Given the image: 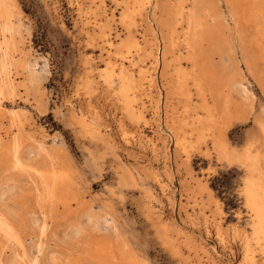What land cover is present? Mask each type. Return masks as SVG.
<instances>
[{
	"label": "rangeland",
	"instance_id": "1",
	"mask_svg": "<svg viewBox=\"0 0 264 264\" xmlns=\"http://www.w3.org/2000/svg\"><path fill=\"white\" fill-rule=\"evenodd\" d=\"M255 1L264 6V0ZM16 2L20 4L22 12L19 21H14L20 29L16 42H21L17 44L19 54L16 57L21 58L20 64L27 61L34 63V69L39 74L30 80L27 70L23 67L12 69L14 91L10 95L0 96V128L3 130L4 127L9 132L8 137L1 132L0 143L7 141L16 132L21 139L19 155L24 157L26 150L33 148L43 151V155L37 156L31 164L29 163L31 166L41 168L43 164L41 161L39 163V159L41 160V156L48 157L54 166L53 169L65 171L67 178L61 190L65 199L61 197L60 200L48 201L46 198H38L32 190L30 191L31 185L22 175L21 169L13 168L5 159V152L0 150V181L5 182L16 177L13 181L17 183H13V178L8 182L16 184V189L20 191L15 189L17 194L14 193L6 199L3 204L5 207L2 206L14 207L15 219L17 218V221H13L14 233L20 242L9 243L0 239V264H9L7 262L11 259L27 264L29 257L33 255L40 264H245L242 257L245 255L246 246L249 247L254 264H264V245L257 244L251 238V215L245 205L243 206L241 180L245 176L244 168L236 162L227 164L218 161L208 137L192 147L177 146L171 136L182 122L189 126L198 114L204 115L203 109L198 108L200 100L191 81L184 89L187 90V100L176 90L175 55L182 54V47L177 45L172 53L164 57L161 55V51L165 52L167 48V43L164 44L163 40L166 36V26L173 20L177 0H152L150 12L147 4L138 0ZM218 5H221L218 6L221 16L228 22L225 35L240 60L238 72L233 70L235 73L231 78V86L224 87L223 91L228 92L234 100H241L243 91L249 92L244 100L246 110L243 116L232 120L230 128L226 131L229 146L239 150L250 135L255 138L259 136L255 118L261 117L264 121V91L258 84L264 80V55L261 48H253L256 35L252 23L240 20L238 27H232L227 3L220 0ZM211 8L217 9L213 4ZM106 18L110 21L109 38L114 40L115 47L119 45L113 50V54L117 53L118 57H115L118 59H128L125 60V63H128H124L125 67L128 73L131 70L134 76L131 82L134 86L131 96L136 93L134 98L137 107L144 105L145 118L142 121L136 122L126 116L120 88L122 83L117 73L111 75L116 76L114 79L110 77V84H106L103 79L105 51L96 31L97 25L103 24ZM89 36L94 38L90 40ZM131 36L137 40H142L145 36L147 42L152 44L153 55L157 54V65L151 62L154 56L146 58L135 48H126L120 44L126 37ZM155 37L158 38L159 45L156 50ZM245 51L247 57L254 62V72L246 68L240 57ZM213 59L216 62L213 64L217 80H222L225 85L226 73L219 71L218 60L216 57ZM131 63L134 65H130ZM180 64L186 66L184 60H181ZM139 68L146 76L141 81V87H138ZM149 74L153 77L152 83L148 81ZM149 84L151 86H148ZM176 100L178 103L180 100V103H175ZM188 104L191 108L184 113V105ZM92 107L100 110V123H103L100 125L102 138L86 133L81 127L82 115L86 114L85 118L88 119L92 114ZM13 113L16 124L11 125ZM184 136L187 140L195 142L193 135L186 133ZM146 139L154 141L157 156L151 153V146L147 144L145 149L140 148L141 143H147ZM256 147L261 150L264 161V141L263 145L257 144ZM183 149H186V152ZM147 167L154 170L156 168L159 174L164 176H161V181L166 185L165 190L155 182L149 170H146ZM154 211L162 216L163 223L157 222L155 214L152 215ZM90 214L98 222L93 231L83 222ZM31 217H47L42 236V254L35 253L37 230L30 225ZM79 224L85 227L78 237L74 238L70 235V230ZM161 232L168 234L171 242L167 244ZM191 239H196L197 242ZM174 245L178 247L179 253H175ZM203 249H206L210 257L207 258L205 253H202ZM39 255L43 260L39 259Z\"/></svg>",
	"mask_w": 264,
	"mask_h": 264
},
{
	"label": "bare ground",
	"instance_id": "2",
	"mask_svg": "<svg viewBox=\"0 0 264 264\" xmlns=\"http://www.w3.org/2000/svg\"><path fill=\"white\" fill-rule=\"evenodd\" d=\"M89 1H91V0H89ZM224 1L227 3L228 8H229V10L227 12L229 13V16L231 18L229 20H231L233 23L232 27L237 26L240 20H245V21H249L252 23V27H253V29L255 31V35H256L255 41L253 43V48H254V46H255V49L261 48V52L264 55V6H260L255 0H224ZM138 2H140V3L144 2L145 4H147L148 10H149V8H152V5H153L152 0H138ZM219 2H220V0H177V3L175 4L174 10H173V20L171 21V23L167 24V26H166V28H167L166 36L164 37L163 41H165L164 44L167 43V48L165 47L166 48L165 52L163 50L161 51L162 57H164L167 54L172 53V50L177 45H180L183 49L182 54L179 53L180 55L179 54L175 55L176 56L175 61L177 62L175 69H174V73L176 75V80H175L176 81V85H175L176 90L178 91V93L183 94L187 100L188 99V94L186 92L187 90L184 91V89H185V85L189 81H191L190 83H192V86L195 88L197 96L199 97V100H200L197 104L198 108L200 107L204 111V115L198 114L189 126H187L185 124V122H182L178 126V128L176 129V132H174L172 130V132H174V133L171 136L173 138L174 143L177 146L178 145H185V146L190 145L192 147L195 146L196 143L202 142V140H204L205 137H208L211 141L210 147L216 153V157H217L218 161H220V162L223 161V162H226L227 164H232L233 162H236L237 164H239L240 166H242L244 168L245 176L243 177V180H241V181H243V183H241V184H243L242 185V192H243V197H244L243 206L245 205V207L247 208L248 212L251 215V228H252L251 238L257 244L261 243L264 245V161L262 158L263 154L261 153V150L258 148L259 146L256 147L257 144H259L260 146L263 145L264 121H262L261 117L255 118V123L257 124L258 133H259V136L257 138L251 137L252 135H250L248 137L247 141L240 147L239 150H237L233 146H229V142L226 139V131L228 128H230V124H231L232 120L235 121V119H239L243 116V114H244L243 112L246 110L244 100L247 98V93H249V92L243 91L242 90L243 87H242L241 90L244 92V95L241 94V97H242L241 100L240 99L234 100L231 98V96L228 92L223 91L224 87H227V86L229 87V85L232 84L231 78L233 77L232 75H234V73L236 71L238 72V69H239L238 63L240 62V60H239L238 56H236V51H234L233 47L230 46L229 42H231V41L228 42V39L225 35L228 22H226V19H223V17L221 16V12L218 10V8L222 5L221 4L219 6L218 5ZM17 3L18 2H16V0H0V96L2 94H7V95L9 94L10 95L14 91V88H15L14 82H13L14 79L12 78V76H13L12 71L14 70L13 68L19 67V66L23 67L25 70H27L30 80L33 79V77L36 74H39V72H37L34 69V65H35L34 63L27 61V63L25 62V64H20L19 61H21L20 60L21 58L16 57L17 54H19V52L17 50L18 49L17 44L21 43V42H19V41L16 42L17 35H19L20 29L18 28L19 26L14 21L15 20L19 21V17L22 14V12L20 10L21 8H19L20 4L18 5ZM98 3L100 4V2H97V4ZM212 4L217 9L211 8ZM78 5L80 6L79 3H78ZM120 8H121V6H120ZM80 11L81 10H79V12ZM144 12H143V15H144ZM149 12H150V10H149ZM103 14H104V12H103ZM111 14H113V13H111ZM94 15H95V13H94ZM84 16H85V14H84ZM110 17H113V16H110ZM103 18H105V17H103ZM106 19L104 22H102L103 24L97 25V31H96V32H98L97 37H99V41L101 43L102 49H104V51H105V53H104L105 54L104 55L105 56V59H104L105 67L103 68V71H104L103 72L104 73L103 79L107 84L110 77H113L111 75L114 72L117 73V75L121 81L120 83H122V87H120V88L122 89L121 92L123 95L122 96L123 99L122 98L121 99L123 100V102H122L123 103V110H124L126 116L130 117L132 120H134L136 122L142 121L145 118L144 114H143L144 105L137 107L136 103H135V98H134V95L136 93L133 96H131L132 91H133V87H134L131 85V82H132V78L134 76L132 75L131 70L129 71L130 73H128V70L125 67V64H128V63H125V60L127 58L122 59V57L120 56L121 58L118 59L115 57V56L118 57L117 53L113 54V50H116V48H118L119 45L115 47L114 42H113L114 40L112 41V39L109 38L108 33L110 31V26H109L110 21L108 19L107 20ZM122 19H123V16H122ZM87 20H90V19L87 18ZM147 23H150V22H147ZM88 25H89V23H88ZM149 26H150V24H149ZM232 27H229V28H232ZM152 29H153V27H152ZM154 29H155V27H154ZM93 31H94V29L91 32H93ZM85 32L87 33V31H85ZM131 32H133V31H131ZM153 32H155V31H153ZM87 34H89V33H87ZM87 34H86V36H87ZM92 34H94V33H92ZM120 35H122V34H120ZM93 36L92 37L89 36L90 40H92L94 38ZM126 38L127 39L122 41L120 44H123V46L126 48H135L136 50L141 52L144 56H146V58L149 56H154V60L151 62H153L155 65H157V63L159 61L157 58V54L153 55L152 47H151L152 44L150 42H147L145 36H143L142 40H137L135 37H132V36H131V38H129V37H126ZM157 39L155 37V40H154V46H155L154 49L155 50L158 49V46H159L157 44ZM87 44H89V43H87ZM90 44H91V42H90ZM164 44L162 45L163 47L165 46ZM249 48H250V46H249ZM250 50H252V48H250ZM20 52H22V54H23L22 49ZM141 53H139V54H141ZM174 54H176V53H174ZM120 55H122V54H120ZM159 57H160V55H159ZM214 57H216L218 60L219 68H220L219 71L226 73L225 78H224V82L226 83L225 85H223V83L221 82L222 80H219V79L217 80V77L215 75L216 70L214 69V65L216 64V62L213 59ZM240 57L242 58V61L245 64L246 68L249 71L254 72L255 71L254 70V62H252V60L249 57H247L246 51L244 53H241ZM102 58H101V60H102ZM181 60H184V62L186 63V66H183L180 64ZM135 61H137V60H135ZM169 62H170V60H169ZM213 63H215V64H213ZM132 64L133 63H131L130 65H132ZM130 65H129V67H130ZM89 68L91 69L92 67L89 66ZM16 69H18V68H16ZM100 69H99V71H101ZM233 70L235 72H233ZM85 71H84V73H85ZM98 73H100V72H98ZM257 75H258V73H257ZM85 76H84V78H85ZM115 76L116 75H114V77ZM114 77H113V79H114ZM137 77H138V87H141L142 86L141 81L146 76L144 74V71H142V69H140V68L138 69ZM154 78H155V76H154ZM117 80H118V78H117ZM148 81H149V83H152V81H154L151 74H149V76H148ZM79 82L77 83V85L79 84ZM115 82H116V80H115ZM118 84H119V82H118ZM258 84H259L260 88L264 91V80L262 82L259 81ZM148 86H151V84H149ZM232 88H234V86ZM40 97H41V95H40ZM178 99H179V97H178ZM177 100L175 103H178ZM179 103H180V100H179ZM0 105H1V97H0ZM184 106H185V112L184 113H187L191 107L189 104L184 105ZM119 107H120V105H119ZM89 108H90V106H89ZM152 108H153V106H152ZM156 108H157V106H156ZM181 108H183V107H181ZM91 113L92 114H91V116H88L89 117L88 119L85 118L86 114L82 115L81 120H80L81 127L83 128V130L86 133H88L90 135H94L95 137H98V138H102L103 131L101 132V129H100V125L102 123V121L100 123V119H101L100 110L96 107H92ZM262 113H264V112H262ZM80 114H81V112L79 113V115ZM12 117L13 118H11L12 119L11 125L16 124L15 113L12 114ZM72 117H74V116H72ZM181 121H183V120H181ZM2 128H3V130L0 128V139L2 136L1 132H3L4 136H7V137L9 134L8 129H6L4 127H2ZM72 129L74 130V127ZM104 129H105V127H104ZM76 130H77V128H76ZM127 131H125V132H127ZM15 133H14V135L11 134L12 137L9 138L7 141L4 140L5 142L0 143V150H2L1 152H5L6 157H7V158L5 157V159L7 161H9V164H11L13 168L21 169L22 175H24L26 177V179L28 180V182L31 185V187H29V189L31 188L30 191L32 190L33 193L38 198H41V199L46 198V199H48V201L49 200H52V201L53 200H60L62 197V193H61L62 185L64 184V182L67 178L66 172L63 170H60V169L58 171L56 169H53L54 166L51 164L48 157H44V156L43 157L41 156V160L39 159V163L41 161L42 162L41 164H43V165H41L42 166L41 168L34 167L33 165L31 166L30 164H31L32 160H34V158H36L39 155H43V151L37 147H36L37 149H35V150H34V148H33V150L28 148L29 150H26V152L24 153V157L22 155H19V150H20L19 146H20L21 139H20V136L18 134H15ZM77 133H78V131H77ZM186 133H188L189 135H193L195 142H192L191 140H187L184 136ZM90 135H89V139H90ZM95 137H93V138L95 139ZM105 137H107V136L105 135ZM113 141H111V142H113ZM146 141H147V143H141L140 142L141 143L140 148L145 149L144 148V147H146L145 144H147L149 147L151 146V150H150V151H152L151 153L153 155H156V153L154 151L155 150L154 143H153L154 141L152 142L151 140H147V139H146ZM113 144H114V142H113ZM107 146H108V144H107ZM23 150H24V148H23ZM156 150H158V149H156ZM41 151H42V154H41ZM44 154H45V156H47L45 151H44ZM146 170H149V173L153 176L155 182L163 190H165L166 185L164 183H162V181H161L162 177H164V176L160 175L156 168L154 170V169H151L150 167L149 168L147 167ZM125 171H126V169H125ZM132 172H134V171H132ZM15 178H13L12 181L15 180ZM11 179H7L5 182L0 181V239L4 240V242L9 241V243L12 241L14 243V241H16V243L19 244L20 241H18V239L14 233L15 227H13V221L14 220L17 221V218L15 219L16 212L14 210V207L13 208L10 207L12 209L2 207V206H4L3 204L6 201V199L11 197L16 192L15 191V189L17 187L16 184H11L8 182V181H11ZM14 182H16V181H13V183ZM66 188H68V187H66ZM16 190L18 192H20L18 189H16ZM15 194H17V193H15ZM64 194H65V191H64ZM167 194H169V193H167ZM64 197H62V198H64ZM22 199H21V201H22ZM8 203H9V201H8ZM50 204H51V202H50ZM24 205H22V206H24ZM25 207H26V205H25ZM17 208H15V209H17ZM17 215H20V214H17ZM45 215H47V214L45 213ZM152 215H154V217L157 219L158 223H163V221L161 219L162 216L160 217V214H158V212L156 214V211H154V212H152ZM93 216H94V214H93ZM46 218L45 217H41L40 219L32 218V217L30 219L28 218L30 220V225L32 227H36V230H37L36 241L34 244L35 253H37V254L41 253V250L43 249L42 236H43V229L45 226V219ZM85 219H86V221L84 220L83 222L86 226L89 227V229L91 231H93V230H95V228H97L98 222H97V220L92 218L91 214H90V216H87ZM151 219H152V217H151ZM82 220H81V223H82ZM18 221H20V220H18ZM20 223H22V222L20 221ZM28 223H29V221H28ZM34 223H36V224L33 226ZM80 224L76 228L70 230V235L72 237L77 238L78 235L82 232V230L85 226L84 225L81 226ZM18 228H17V230H18ZM69 229L67 230L68 232H69ZM31 230H33V228H31ZM67 231H66V235H68ZM161 234H162V237L164 238V240H166L167 244H168V242H171V237L169 239L168 234L162 233V232H161ZM237 237H238V235H237ZM19 240H20V238H19ZM192 241L193 242L195 241V243L197 242L196 239H193ZM22 242H23V239H22ZM23 243H21V244H23ZM17 244H15V245H17ZM11 245H12V243H11ZM250 248H251V246H250ZM21 249H22V247H21ZM174 250H175V253H179L178 247H176L175 245H174ZM256 250H257V248H256ZM14 251H16V250H14ZM244 251H245V253H244L245 255H243L242 261L245 264H254V262L252 261L253 259L249 254V247L246 246ZM202 253H205L207 258L210 257V254H208L206 249H205V251L203 249ZM252 253H253V251H252ZM24 255L27 256V254H24ZM24 255H23V257H25ZM33 256H31V258L28 256L30 259L28 261H27V259H25L28 262L27 264H38L40 262L39 261L37 263V258H33ZM52 256H53V254H52ZM40 258H42V256L40 257V255H39V259ZM50 258H52V257L50 256ZM54 258H56V257H54ZM98 259H100V258H98ZM42 260H43V258H42ZM100 260H102V259H100ZM50 261H55V260H50ZM7 263H9V264H20L21 260L19 262L16 259H11L10 262H7ZM88 264H89V262H88Z\"/></svg>",
	"mask_w": 264,
	"mask_h": 264
}]
</instances>
